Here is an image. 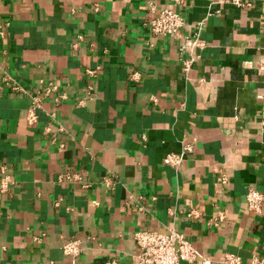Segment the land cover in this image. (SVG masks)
<instances>
[{
    "label": "crops",
    "instance_id": "crops-1",
    "mask_svg": "<svg viewBox=\"0 0 264 264\" xmlns=\"http://www.w3.org/2000/svg\"><path fill=\"white\" fill-rule=\"evenodd\" d=\"M250 2L190 0L171 39L148 24L171 0H0V86L7 72L30 90L0 95V166L15 181L0 193V264H136L145 228L184 233L212 259L264 258V207L246 206L250 187L264 193V0ZM49 82L68 98L45 99L31 125ZM184 143L193 152L166 166ZM66 172L76 180L59 181Z\"/></svg>",
    "mask_w": 264,
    "mask_h": 264
},
{
    "label": "built area",
    "instance_id": "built-area-1",
    "mask_svg": "<svg viewBox=\"0 0 264 264\" xmlns=\"http://www.w3.org/2000/svg\"><path fill=\"white\" fill-rule=\"evenodd\" d=\"M232 2L237 6L250 7L252 6L250 0H217L218 3ZM190 5V0H171V5L163 9H156L152 7L153 15L149 20V30L151 34L159 38L178 39L182 37V29L186 22L184 18V11ZM8 23L0 19V37L6 38ZM194 41V46L197 44L198 34ZM187 45L183 44L180 48V55L185 54ZM184 69L187 70L190 62L184 61ZM98 69H89L87 73L89 76H96ZM133 76H136L134 74ZM0 95L4 90L10 91L14 94L29 95L30 90L18 82L12 75L4 72L1 78ZM68 98L67 93L61 92L59 85L54 82L45 84L38 95L31 98L28 107L26 120L29 124L38 122V111L43 109V101L52 99L55 105H60ZM82 101H80L81 103ZM54 118L55 114H51ZM61 131V125L59 126ZM193 152L191 143H184L182 151L178 154L173 153L167 155L163 163L166 166L179 168L184 160ZM76 180V175L71 172H66L60 175L59 181L72 183ZM221 183H227L228 178L224 175L220 177ZM89 186L87 183L82 182ZM15 184L10 168L7 164L0 166V193H7ZM141 198L129 197L126 201L127 205H135L140 203ZM247 210L259 215L264 207V193L254 187H250L246 194ZM143 210L142 206L138 207ZM193 216V213L189 214ZM226 216L223 211L219 212L213 221L215 226H219L225 220ZM134 239L138 246L137 253L133 256L136 264H244V259L241 255L224 252L218 258L211 257L201 253L196 246L189 241L184 233H181L173 228H145L134 232ZM63 251L66 257L76 261L84 251L83 241L79 237H71L64 241ZM106 264H119L118 259L112 258ZM248 264H264V258L254 256L250 259Z\"/></svg>",
    "mask_w": 264,
    "mask_h": 264
}]
</instances>
